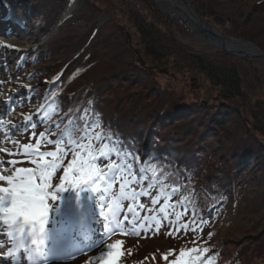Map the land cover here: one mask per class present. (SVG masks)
<instances>
[{"label":"trees","instance_id":"obj_1","mask_svg":"<svg viewBox=\"0 0 264 264\" xmlns=\"http://www.w3.org/2000/svg\"><path fill=\"white\" fill-rule=\"evenodd\" d=\"M22 1L31 5L42 42L29 60L46 65L29 73L39 118L66 135L71 154L78 144L85 147L82 174L90 173L95 156L104 160L93 201L99 203L120 170L157 190L153 208L194 230L208 213L221 212L248 159L264 164V61L195 50L151 0H74L68 13L71 0ZM188 1L210 23L223 17L222 35L264 50V0ZM218 6L230 10L221 13ZM103 13L109 18L97 24ZM166 74L164 80L183 87L162 84ZM93 179L82 186L91 190ZM255 203L264 204V183L238 229L219 242L205 246L193 237L136 264H172L181 249L191 248L208 249L201 253L204 264H264V208L257 216ZM149 212L143 219H153Z\"/></svg>","mask_w":264,"mask_h":264},{"label":"rangeland","instance_id":"obj_2","mask_svg":"<svg viewBox=\"0 0 264 264\" xmlns=\"http://www.w3.org/2000/svg\"><path fill=\"white\" fill-rule=\"evenodd\" d=\"M80 3L81 6L84 7V2L81 1ZM2 4L4 5L3 10ZM7 5L18 7L19 11H15L16 13L14 17L18 18V23L23 25V29L14 26L10 22V18H7V30L6 27H1L0 29V54H6L7 59L10 61L8 64L0 61V69L4 66V69L0 71V78L3 77V82H0V103L4 100L5 102H8L13 95L17 100H26V106H19L18 110L22 114H26V117L30 118V122L29 119H27V122L20 127V132L22 133L23 138L19 135H14V132L10 129H7V134L3 133L2 136H0L2 140L12 137L15 141L10 153H0V175H13L18 168L31 169L33 175L37 174L36 171L39 170L41 175L43 173L44 184L48 185L44 190L50 193L45 199V202L50 206L45 223L48 224L49 229H53L55 225H60V211L62 208H65L69 212L75 210L79 216L78 211H81L86 207L85 203H87V206L90 203V198L83 196L79 184H75V181L79 179L83 172L87 151L85 150V147H81L78 144L75 147L76 152L72 156L73 162L68 167H65V162L70 155V146L67 144V137L63 133L56 131L53 122H45L42 118H39V112L41 109H39L40 107H38L34 96H32L31 90L33 84L29 83V73L46 66L45 63L33 65L29 60L34 49L42 43L37 29L35 28L38 24V20L29 13L31 6L29 3H24L22 0H6V3L4 4V0H0L1 20L3 19V11H6ZM154 5L161 9L164 14L168 13L172 16L171 18H177V20L172 21L175 23L173 25V30L179 40L192 46L198 51L203 50L209 52L211 50L207 49L210 47L206 44L202 36L193 34L186 28L185 29L189 31L191 35H183L175 28L176 25L179 27L182 25L184 27V24L179 21L180 15L170 8L166 3V0H162L157 5L154 3ZM74 7L75 2L68 6L66 11H69ZM217 10L224 13L230 9L226 6H218ZM8 11H12V9H9ZM108 18V13L99 15L97 24L104 23ZM180 22L182 24H180ZM73 25L80 28V31L82 32H85L88 29V25H85L83 22H76ZM187 26L190 27L189 24ZM30 30L32 33H30ZM128 35L131 36L129 33ZM132 43L135 45L136 41H132ZM5 44H11L15 49L13 51L6 50L4 48ZM261 61L264 60L254 61V63ZM164 76H167V74L162 76V84L168 82L177 86L178 89L183 87L177 79L164 80L166 78ZM4 88L13 89V92L11 93L12 96L11 94H7L8 92L6 93V89ZM138 88L139 87L137 86L136 89ZM213 99L217 100L218 96L216 95ZM7 104L8 107L6 108V113L2 117L0 113L1 128L4 127L7 122V119H4L5 115L17 110L14 105ZM1 106L2 105H0V108ZM41 133L44 135L41 136ZM49 141H51V143H49ZM25 145H31V147L26 148ZM205 148L208 147L206 146ZM3 149L4 151L6 150L5 147H3ZM33 151L39 152V154H35ZM44 153H55V155H44ZM94 159L95 161H92V166L90 167V173L92 178L98 180L97 177H102L105 174L106 169L104 167V160L101 159L100 155L97 157L95 156ZM11 160H15L16 163H8V161ZM33 161H36V163H33ZM49 161L53 162L48 164ZM263 165V161L259 159H248L244 171L239 174V183H237L236 187L230 191L226 205L221 212L212 211L208 213L203 223L199 222L194 230H190L189 227L184 228V226L177 227L172 220V214L164 216V213L157 207L153 208L154 203L152 201L155 200L158 195L157 190L153 186H146L141 181L132 180L127 177L125 178L123 177L124 174H120L118 171L116 173V178H113L114 181L109 183L112 186L111 188L114 193L110 191L109 194L111 195L102 199L99 209V215L101 218H99L97 223H99V226L102 225L104 227H106L108 223L109 227V221L115 219V224L117 225L116 228L120 229L124 236L117 232L114 234V238L112 237L113 239L105 243L106 245L102 244L103 246H97L85 253H79L78 256H72L70 259L71 262L65 264H100V252L108 251L107 245L113 244L118 240L121 241V244L118 246L119 255L116 258L115 264H136L143 262L148 257L163 253L174 247L177 248L184 242L193 240V237L194 240L203 243L205 246H208L211 243H217L219 242V239L226 236L229 232L238 229L239 216L258 196L260 187L264 183V178L262 177L264 169ZM5 167H7V169H5ZM65 169H69L67 179L64 180L62 185L63 190H58V186H61V174ZM38 177L39 174H37L36 179L34 176L33 180H38ZM74 184L75 187H73ZM7 186V181L0 180V188ZM95 189L96 187H94L92 192H94ZM51 194H55L57 198L52 200ZM0 195H3V193H0ZM134 200H138V203L140 202L141 206L135 220L134 216L127 215V211ZM252 207L257 211L256 214L258 216L264 208V204L255 203ZM149 209L150 212L148 211ZM146 212L152 213L153 219H143L142 216H145ZM54 214L58 216V219L52 218V215ZM50 218H52L53 221ZM187 218L188 214H184V219ZM69 231L72 233L73 229H70ZM99 232H101V230ZM82 236L87 240L89 239V234H87V236L83 234ZM70 240L69 236H67L66 241H64L63 238H60L59 249L61 250L57 253V256H60L62 253L68 254L66 248L68 247V242H70ZM75 247L78 249L83 248L81 243ZM50 251L52 252L53 250L50 249ZM62 261L63 259L59 263ZM0 264L10 263L2 262Z\"/></svg>","mask_w":264,"mask_h":264},{"label":"snow or ice","instance_id":"obj_3","mask_svg":"<svg viewBox=\"0 0 264 264\" xmlns=\"http://www.w3.org/2000/svg\"><path fill=\"white\" fill-rule=\"evenodd\" d=\"M25 119H29L30 122V118L26 117ZM43 135L41 133V136ZM25 147L30 148L31 145H25ZM44 155H55V153H44ZM8 163L15 164L16 161L11 160ZM33 163H36V161H33ZM68 171L69 169H65V177L61 179V186H58V190H63L62 185L64 180L67 179ZM31 173V169L18 168L13 175H0V180L7 181L8 184L7 187L0 188V193H3V195H0V221L9 229L7 236L12 242V247L7 251L9 256L15 255L18 249L25 253L44 251L43 233L50 207L45 199L50 193L44 191L48 187L47 184L38 186L34 183ZM85 180L91 181L90 173L82 174L75 181V184H80ZM75 184L73 187H75ZM56 198L55 194H51L52 200ZM152 202L155 203V200ZM187 227L188 225L185 224L184 228ZM120 244L121 241L118 240L107 245L108 251L100 252V264H115L119 255L118 246ZM207 251L206 248H191L187 251L181 249L180 256L172 261V264H204L201 253ZM191 253H196V255H190ZM185 256H188V259H184ZM208 264H211V261H208Z\"/></svg>","mask_w":264,"mask_h":264},{"label":"water","instance_id":"obj_4","mask_svg":"<svg viewBox=\"0 0 264 264\" xmlns=\"http://www.w3.org/2000/svg\"><path fill=\"white\" fill-rule=\"evenodd\" d=\"M152 1L156 5L160 3L156 0ZM166 3L172 10L176 11L180 15V20H182L184 27L191 33L202 36L209 47L252 62L264 60V50H261L246 40H234L221 34L218 27L225 25V19L223 17L215 15L212 18V23H209L194 10L188 0H170L169 2L166 1ZM165 14L171 20H177V18H171L172 16L168 13ZM188 24L190 27L187 26ZM234 44L248 45L254 51L252 53L246 52L245 50L236 48Z\"/></svg>","mask_w":264,"mask_h":264},{"label":"bare ground","instance_id":"obj_5","mask_svg":"<svg viewBox=\"0 0 264 264\" xmlns=\"http://www.w3.org/2000/svg\"><path fill=\"white\" fill-rule=\"evenodd\" d=\"M158 2H161L162 0H156ZM166 1H170V0H166ZM73 9V8H72ZM72 9H70L69 11H66V13L70 12ZM3 19L1 20V15H0V29L1 27H6V30H7V19L5 16L2 17ZM11 29L13 30V28L11 27ZM30 33H32V31L30 30ZM236 46V48L238 49H242V50H245L246 52H249V53H252L254 50L248 46V45H245V44H234ZM4 48L6 50H9V51H13L15 49V47L11 44L7 45L5 44ZM0 61L2 63H7L8 62L10 63L9 59H7V56L6 54H0ZM4 69V66H2V68L0 69V71ZM0 82H3V77L0 78ZM6 89V88H4ZM16 90V89H15ZM8 92V93H7ZM13 92V89L9 88V89H6V93L7 94H11ZM4 93V92H3ZM12 96V94H11ZM11 104V105H14L15 109L17 108L16 111H13L11 113H7L4 117V119H7L6 121V124L4 125V127H0V136H2V134H7V129H10L12 132H14V135H19L21 138L22 137V133L20 132L21 130V126L23 124H25L27 122V119L26 118V114H22L19 110H18V107L19 106H26V100H17L16 98H14V95L10 98V100L8 102H5V100L3 102L0 103L1 106V117L6 113V108L8 107V104ZM3 123V122H1ZM19 137V138H20ZM1 143H0V153L2 154H8L10 153V150L13 149V145H14V139L12 137H9L7 139H1ZM3 147L6 148V150L4 151ZM38 150V149H37ZM8 152V153H7ZM0 162H1V158H0ZM53 161H49L48 164H51ZM5 169H7V167H5ZM40 170L39 171H36L37 174H39V177H38V180H35L34 183L38 186H42L44 185V176L41 175L40 173ZM36 179V178H35ZM45 191V190H44ZM141 208L140 206V202L138 203V200H134L133 203L131 204V207L129 209V212L130 214H134L136 213L139 209ZM8 227L5 226L3 223L0 224V251L2 253V256L3 257H0V258H5L7 259V262L8 263H11L12 261V256H9L7 255V251L9 250L10 247H12V242L10 240V238L7 236V232H8ZM1 243H4L3 246H1ZM20 250L18 249L17 252H19ZM21 254V253H20ZM18 254V255H20ZM17 256V255H16ZM2 263V262H0Z\"/></svg>","mask_w":264,"mask_h":264}]
</instances>
